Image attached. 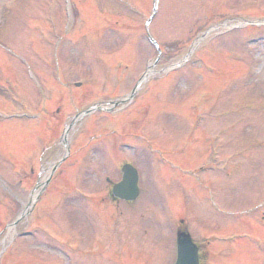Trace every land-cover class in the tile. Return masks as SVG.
<instances>
[{"label":"rangeland","instance_id":"obj_1","mask_svg":"<svg viewBox=\"0 0 264 264\" xmlns=\"http://www.w3.org/2000/svg\"><path fill=\"white\" fill-rule=\"evenodd\" d=\"M155 1L0 0V87L11 90L0 92L4 94L0 95V108L13 114L0 111V147L7 159L4 164L10 161L11 149L17 150L15 140L24 137L21 118L27 115L22 113L26 102L47 98L53 93L48 92L49 87L60 85V78L72 86L64 100L57 98V103L64 106L59 115H54L61 120L55 129L57 138L51 140L48 154L36 161L32 184H20L25 182L29 167H19L14 179L12 162L9 169L0 166L4 186L0 185V200L4 202L0 209V264L73 263L45 236L37 243V238H24L8 246L19 229L9 232L7 226L18 217L21 206L3 191L16 192L18 200L27 204L32 188L46 180L47 171L67 154L66 146L72 156L66 159L62 186L69 187L56 192L53 209L44 213L49 219L42 228L49 233L56 227L65 233L64 238L73 237L74 243V236L80 233H95L104 253L108 252L107 257H100L98 248L96 264H172L175 217L180 212L192 216L195 238L207 235V229H220L215 232L220 247L231 256L227 261L222 258L225 264H258L262 252L257 255V248L249 241L264 240V206L258 208L264 202V0H160L148 30L162 52L156 65L147 69L158 57L144 25ZM232 17L240 19L228 25L262 22L255 32L238 26L232 37L224 35L226 19ZM215 26L218 30L197 46L185 69H170L185 59L198 37ZM252 33L258 39L255 43H250ZM144 74L147 79L133 101L122 108L108 105L127 95ZM3 80L8 87L2 86ZM75 83H82L81 89H76ZM16 91L23 99L17 96L19 99L13 102L10 97ZM210 91L215 93L214 98ZM95 104H104L110 110L81 114ZM79 114L75 125L69 126ZM4 116L9 119H2ZM31 122L28 120V125ZM188 132V139L194 140L199 149L196 152H202L204 145L205 154L211 148L207 147L211 141H206L215 137L212 141L216 142L220 137L223 145L216 147H224L226 157L215 164L226 180L220 181L216 194L212 186H207L211 182L204 180V172L198 177L200 158H195L196 152L186 149L178 154L172 150L178 146L176 151L181 152L182 146L185 148ZM78 137H82L81 147L91 140L98 142L91 147L94 159L83 163L82 172L76 166L69 178L78 157L90 155L88 150L77 153ZM146 140L154 145L150 153L142 149L147 147ZM24 141L17 154L20 163H25L31 150ZM118 141L129 142V146L118 150ZM39 147L37 151L42 149ZM112 149L117 151L113 153L117 160L111 163ZM139 153L147 158L143 166ZM123 162L141 167L142 200L134 207L121 204L111 208L106 202L97 206L96 200L107 191L106 178L117 179ZM188 169L195 170L194 177ZM52 195L49 192L42 198L39 209L50 202ZM31 214L20 223L22 231L39 221V214L34 213L32 218ZM260 243L264 246V241ZM248 244L252 249L246 247ZM230 246L234 248L227 252Z\"/></svg>","mask_w":264,"mask_h":264},{"label":"water","instance_id":"obj_2","mask_svg":"<svg viewBox=\"0 0 264 264\" xmlns=\"http://www.w3.org/2000/svg\"><path fill=\"white\" fill-rule=\"evenodd\" d=\"M122 189L121 192H124L127 198H131L133 194L135 193L136 189V178L133 177V175L130 172V168H126L125 170V182L120 185ZM187 256V255H186ZM188 257V256H187ZM192 259H185L180 260L179 264H196V258L191 257Z\"/></svg>","mask_w":264,"mask_h":264},{"label":"bare ground","instance_id":"obj_3","mask_svg":"<svg viewBox=\"0 0 264 264\" xmlns=\"http://www.w3.org/2000/svg\"><path fill=\"white\" fill-rule=\"evenodd\" d=\"M47 172H49V171H47ZM12 229H13V228L10 229V232L12 231Z\"/></svg>","mask_w":264,"mask_h":264}]
</instances>
